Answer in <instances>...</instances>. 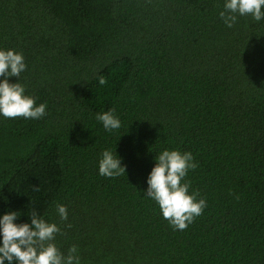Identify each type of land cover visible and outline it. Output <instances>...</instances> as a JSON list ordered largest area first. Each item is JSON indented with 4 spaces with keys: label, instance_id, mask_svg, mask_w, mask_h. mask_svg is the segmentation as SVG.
Segmentation results:
<instances>
[{
    "label": "trees",
    "instance_id": "16d2710c",
    "mask_svg": "<svg viewBox=\"0 0 264 264\" xmlns=\"http://www.w3.org/2000/svg\"><path fill=\"white\" fill-rule=\"evenodd\" d=\"M224 2L0 0V50L23 55L18 82L46 104L0 115V216L57 224L80 264H264V19L228 28ZM109 110L119 129L96 119ZM165 149L192 153L185 181L207 203L182 231L145 195ZM104 150L125 175L99 174Z\"/></svg>",
    "mask_w": 264,
    "mask_h": 264
},
{
    "label": "clouds",
    "instance_id": "9594fccd",
    "mask_svg": "<svg viewBox=\"0 0 264 264\" xmlns=\"http://www.w3.org/2000/svg\"><path fill=\"white\" fill-rule=\"evenodd\" d=\"M220 19L231 28L239 16H251L255 21L264 19V0H225ZM26 70L24 57L12 49L0 50V115L5 118L23 117L40 119L46 115V104H36L33 97L25 94V86L18 82ZM8 77H16L10 83ZM99 85L107 84L101 75ZM96 119L107 131L119 129L120 120L113 110L98 113ZM198 165L190 152L165 149L155 157V165L147 177L145 195L156 202L165 220L176 230H186L195 218L207 207L206 200L199 198V192L189 193L190 182L185 181L189 170ZM99 174L113 178L125 175L126 168L121 158L111 150H104L98 162ZM39 191V187L34 188ZM239 199V196H236ZM55 208L61 220H67V206L56 203ZM18 212L0 216V264H80L78 247L72 245L67 255L55 244L56 235L63 234L55 223L47 222L35 211L29 217L30 223L17 224ZM68 227H71L69 224Z\"/></svg>",
    "mask_w": 264,
    "mask_h": 264
}]
</instances>
